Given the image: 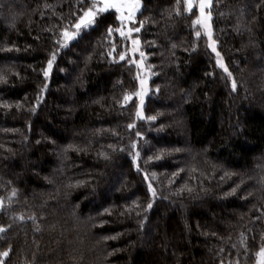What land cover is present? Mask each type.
Instances as JSON below:
<instances>
[{
	"label": "trees",
	"instance_id": "trees-1",
	"mask_svg": "<svg viewBox=\"0 0 264 264\" xmlns=\"http://www.w3.org/2000/svg\"><path fill=\"white\" fill-rule=\"evenodd\" d=\"M142 3L137 122L116 12L61 48L90 0H0L5 264H255L264 248V0H213L231 75L186 0Z\"/></svg>",
	"mask_w": 264,
	"mask_h": 264
},
{
	"label": "rangeland",
	"instance_id": "rangeland-1",
	"mask_svg": "<svg viewBox=\"0 0 264 264\" xmlns=\"http://www.w3.org/2000/svg\"><path fill=\"white\" fill-rule=\"evenodd\" d=\"M90 1L92 2V6L90 8H92L93 7V0H90ZM198 2H199V0H193L194 7L191 10V12L197 11V19L199 18V10H198V7H196L195 5L198 4ZM139 5H140L139 10L135 11L133 13L131 19L128 18V12L127 11H125L123 17H121L120 13L116 12L117 18L121 24V27H120L118 33L120 34L121 37L125 38L130 44V48H129L128 52L125 53V55L123 56L124 58L121 60L130 59L131 63L137 69V83H138L137 85H138V87H137L136 91L127 98V103H132L133 101H136V118H137L136 120H137V122L143 121L146 119L145 110H146L148 99L151 95V81H152V76H151V73L147 67V63H146L147 62V56L142 51L141 42H140L139 37L137 36L139 31L138 32L135 31L137 17H138V15L141 12L142 7H143L142 0H139ZM99 7H103V3L98 2L97 8H99ZM211 9H210V11H211ZM94 11H96V9H94ZM109 11H114V10L110 9ZM109 11H107V12H109ZM208 11H209V9H206L205 14H207ZM191 12H189V13H191ZM103 13H106V12H103ZM99 14H102V13L97 12L95 19H94V22L90 26L85 27L84 25H82L80 29H76L74 26L80 22L81 17L83 16L82 15L73 27L66 30L68 32L69 36H71V38L66 37L64 35V33H65V31H64L62 38H61V48H67L74 41H76L85 31H88L89 29H91L95 25L96 19H97ZM207 23H208L209 27H205L203 25H198V24H196V25L199 28L200 34L203 35L207 40L208 47L215 57L217 68L219 70H221L222 72H224L225 74H228L229 71H227V72L224 71V68H222L220 66V64L218 63V61H221L223 63V65L227 68L225 60L222 57L221 53L219 52L218 43H217L216 39L214 38V30H213V25H212V13H211V20H209ZM130 29H131V31H130ZM121 32H123L124 34L121 35ZM213 42H214V47L216 49L215 51H213ZM217 53H219V56L217 55ZM51 61H52V67L49 69V67L47 66V69L45 72V73H47V75H45L47 81L50 80V77H51V74H52V71L54 68V63H55V60H51ZM0 202H2V201L0 200ZM1 209H2V203H0V212H1ZM1 233L2 232H0V234ZM6 258L7 257L0 256V260L3 261V264H5ZM262 259H264V258H262L258 255L255 264H261Z\"/></svg>",
	"mask_w": 264,
	"mask_h": 264
},
{
	"label": "snow or ice",
	"instance_id": "snow-or-ice-1",
	"mask_svg": "<svg viewBox=\"0 0 264 264\" xmlns=\"http://www.w3.org/2000/svg\"><path fill=\"white\" fill-rule=\"evenodd\" d=\"M103 3V7H99L97 8V3ZM187 3V8L186 10L191 12L192 8L194 7V3L193 0H186ZM196 7H198L199 10V18L196 19L195 23L198 25H203L205 27H209L208 25V21L211 20V11L210 9L213 6V0H199L198 4L195 5ZM139 0H93V7L89 8L86 12L83 13V16L81 17V20L79 23H77L74 27L76 29H80L82 25H84L85 27L90 26L95 19V16L97 14V12L99 13H103V12H107L110 9L114 10L117 13H120L121 17L124 16L125 11L128 12V18L131 19L133 13L135 11L139 10ZM94 9H96V11H94ZM209 9V11L207 12V14H205V10ZM139 28H136L135 31H139ZM119 31V29L117 30ZM131 31V29H130ZM124 33L121 32V35H123ZM210 34V33H209ZM64 35L68 38H71V36H69L68 32L65 31ZM197 36H199V32H197ZM215 47H214V42H213V51H215ZM217 55L219 56V53H217ZM124 57L122 56L121 59H123ZM52 60H55V55H53ZM218 63L220 64V66L222 68H224V71H228V69L223 65V63L221 61H218ZM49 69L52 67V61H49L48 64ZM45 75H47V73H45ZM229 75H231V73H229ZM233 89L236 88V83L235 81H233L232 84ZM127 99V97H126ZM142 102V101H141ZM152 119H155V117H152ZM13 195H15V193H13ZM2 203V202H0ZM5 231L4 228H0V232ZM9 255L8 251H4L3 253H0V256L2 257H7ZM259 256L264 258V248L261 249ZM0 264H3V261L0 260ZM261 264H264V259H262Z\"/></svg>",
	"mask_w": 264,
	"mask_h": 264
}]
</instances>
